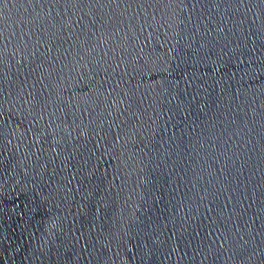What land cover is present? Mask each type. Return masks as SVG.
<instances>
[{"label": "water", "instance_id": "water-1", "mask_svg": "<svg viewBox=\"0 0 264 264\" xmlns=\"http://www.w3.org/2000/svg\"><path fill=\"white\" fill-rule=\"evenodd\" d=\"M0 264H264V0H0Z\"/></svg>", "mask_w": 264, "mask_h": 264}]
</instances>
